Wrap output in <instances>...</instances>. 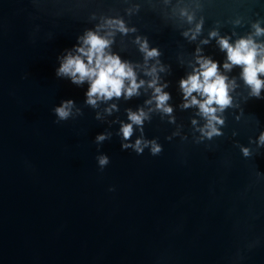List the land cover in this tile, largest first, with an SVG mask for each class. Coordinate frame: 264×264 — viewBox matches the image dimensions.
<instances>
[{
	"label": "water",
	"instance_id": "water-1",
	"mask_svg": "<svg viewBox=\"0 0 264 264\" xmlns=\"http://www.w3.org/2000/svg\"><path fill=\"white\" fill-rule=\"evenodd\" d=\"M108 20L129 29L109 37L110 52L145 83L139 96L93 110L88 83L55 70L86 32L113 31ZM256 24L264 29V0H0V264H264V147L249 144L264 131V99L250 98L240 66L224 69L218 44L264 47ZM137 38L160 55L145 61ZM198 56L218 64L232 99L217 111L224 135L212 140L197 130L206 123L198 107L182 108L179 82L199 68ZM156 78L168 85L175 123L145 104ZM69 99L83 115L56 123L53 108ZM113 103L118 112L95 119ZM138 108L153 109L144 139L162 146L157 156L150 147L122 151L119 123L109 126ZM105 131L112 138L97 145ZM138 138L134 129L131 142ZM99 155L109 157L103 170Z\"/></svg>",
	"mask_w": 264,
	"mask_h": 264
},
{
	"label": "clouds",
	"instance_id": "clouds-1",
	"mask_svg": "<svg viewBox=\"0 0 264 264\" xmlns=\"http://www.w3.org/2000/svg\"><path fill=\"white\" fill-rule=\"evenodd\" d=\"M192 17H189L191 22ZM108 28L113 31L107 32L106 35H100L99 29L97 31H88L83 37L79 38V47L74 48L73 52L58 58L60 60L59 67L55 70V75L58 79H67L73 85L80 87L88 83V89L85 92L84 104L91 107L93 110L98 109L99 103H107L114 98L119 100L121 97L125 101L132 99L134 96H139V89L144 86V81L137 83L136 73L133 67L127 63L122 62L118 55L110 52L113 40L109 37L115 35V31L122 34H127L129 29L125 27L121 20L106 21ZM103 27V26H101ZM256 29V35L264 34V29H261L258 24L253 25ZM201 25H197L195 32L198 34ZM135 31V29H132ZM188 33H185L187 36ZM216 37L217 33L210 34ZM195 39V35H192ZM137 43L140 44V51L145 55V61L158 57L160 53L156 49L149 50L147 41L141 43L137 38ZM207 43V41H204ZM218 44L222 51H226L227 60L229 63L223 65L225 70H231L232 66H240L242 68V78L245 83L251 88L250 98L264 99L261 95V89L264 88V80L259 79L260 75H264V58L257 59L264 52V47L257 45L251 39H240L235 44H230L227 38H220ZM199 53V49H197ZM198 69H194L193 74L189 75L187 79H182L179 82L180 89L183 93V109L191 107H198L199 115L202 116L206 123L202 128L197 129L201 137H206L212 140L213 137H221L224 133L217 127L225 126V120L217 116V111L224 112L227 108L232 107V99L229 96V85L226 83L227 77L218 74V64L211 59L198 56ZM163 70V69H161ZM156 68L153 67L146 75H154ZM127 86H126V83ZM158 85V78L151 80L148 87L153 89L152 98L145 101L146 105L155 103V110L171 117L169 123H175V118L172 117L173 108L169 106L168 101L171 99L170 93L164 91L168 87L167 84ZM197 93L201 97L200 100L193 96ZM216 105V107H213ZM119 108L115 103L104 109L102 115L96 111L95 119L98 121H105V116H112L114 112H118ZM127 123L123 121H111L112 123H119V131L116 135L121 137V150L126 151L131 149L137 155L144 153L146 148L151 149L150 154L157 156L162 152V146L157 143L156 139H144V125L145 122L151 121L150 113L153 109L149 108L148 112L144 108H138L136 111L126 109ZM53 113L56 116V123L75 119L83 115L80 108L76 107L73 100L61 101L59 106L53 108ZM196 124V121H192ZM134 129L140 132V138L131 142L134 135ZM179 133H172V136L167 137L171 140L173 136ZM237 133L233 132V136ZM112 133L105 131L95 137L94 142L97 145L110 140ZM255 143L257 148L264 147V131H262L258 139L250 140L249 144ZM245 158L252 155V151L248 147L237 145ZM99 150V149H98ZM98 165L103 170L109 164V157L107 155H99L96 157ZM113 191L114 189H109Z\"/></svg>",
	"mask_w": 264,
	"mask_h": 264
}]
</instances>
